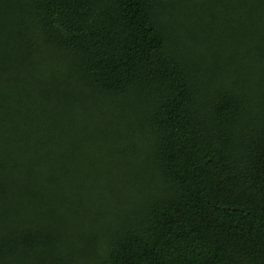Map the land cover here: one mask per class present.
<instances>
[{
  "label": "trees",
  "instance_id": "16d2710c",
  "mask_svg": "<svg viewBox=\"0 0 264 264\" xmlns=\"http://www.w3.org/2000/svg\"><path fill=\"white\" fill-rule=\"evenodd\" d=\"M0 264H264V0H0Z\"/></svg>",
  "mask_w": 264,
  "mask_h": 264
}]
</instances>
